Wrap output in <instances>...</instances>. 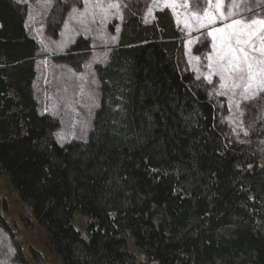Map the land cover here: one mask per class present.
Segmentation results:
<instances>
[{
  "label": "trees",
  "instance_id": "trees-1",
  "mask_svg": "<svg viewBox=\"0 0 264 264\" xmlns=\"http://www.w3.org/2000/svg\"><path fill=\"white\" fill-rule=\"evenodd\" d=\"M27 15L0 0V174L62 264H264V150L232 141L218 121L170 12L152 25L130 17L97 67L88 140L64 146L34 98L39 44ZM89 49L79 39L60 58L80 69Z\"/></svg>",
  "mask_w": 264,
  "mask_h": 264
},
{
  "label": "rangeland",
  "instance_id": "rangeland-1",
  "mask_svg": "<svg viewBox=\"0 0 264 264\" xmlns=\"http://www.w3.org/2000/svg\"><path fill=\"white\" fill-rule=\"evenodd\" d=\"M13 1L28 7L25 26L39 44L32 84L34 98L41 115L59 121L60 126L54 132L59 145L88 140L100 105L97 67L108 64L130 17L152 25L157 12L169 11L184 41L187 68L217 104L218 121L228 130L232 141L247 145L254 153L264 150V83L261 82L264 74L257 71L254 80L246 75L240 79L237 74L221 71L219 60L227 52L224 37L228 33L244 30L264 34L259 24L248 28L249 17L264 20V8L251 14L252 6L244 2L250 0H237V7L234 0ZM59 21L55 36L52 30ZM234 21L242 22L234 24ZM79 39L88 42L90 49L81 68L76 69L60 57ZM255 42L259 44L258 39ZM253 55L257 60L264 59L258 52ZM76 219L74 226L87 237L89 220L81 216ZM0 264H62L49 246L46 231L3 174H0Z\"/></svg>",
  "mask_w": 264,
  "mask_h": 264
},
{
  "label": "snow or ice",
  "instance_id": "snow-or-ice-1",
  "mask_svg": "<svg viewBox=\"0 0 264 264\" xmlns=\"http://www.w3.org/2000/svg\"><path fill=\"white\" fill-rule=\"evenodd\" d=\"M237 6L238 4L234 5V7ZM221 18H224L223 13H221ZM248 21V28L259 24L262 26L261 32H264V20H256L249 17ZM241 22L234 21L233 23L238 24ZM228 27H232V25ZM257 39L259 40V44L255 42ZM224 40L227 52L222 53L219 57L221 71L237 74L240 79H244L246 75L249 80L256 79L257 71L264 74V67H260L259 69L256 67L257 65H264V59L257 60L253 55L258 52L261 57H264V34L258 35L256 31L234 30L228 33L224 37ZM245 47H247V51ZM221 79H224V77L221 76ZM261 82L264 83V75H262Z\"/></svg>",
  "mask_w": 264,
  "mask_h": 264
},
{
  "label": "crops",
  "instance_id": "crops-1",
  "mask_svg": "<svg viewBox=\"0 0 264 264\" xmlns=\"http://www.w3.org/2000/svg\"><path fill=\"white\" fill-rule=\"evenodd\" d=\"M244 2L252 6V8L250 9L251 12L249 11L251 14H257L260 9L264 8V0H250V1H244ZM234 3L239 4V1L234 0Z\"/></svg>",
  "mask_w": 264,
  "mask_h": 264
}]
</instances>
